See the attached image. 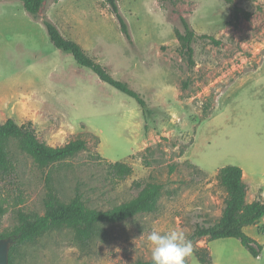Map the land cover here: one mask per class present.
Returning a JSON list of instances; mask_svg holds the SVG:
<instances>
[{
    "label": "rangeland",
    "instance_id": "1",
    "mask_svg": "<svg viewBox=\"0 0 264 264\" xmlns=\"http://www.w3.org/2000/svg\"><path fill=\"white\" fill-rule=\"evenodd\" d=\"M236 4L251 17L241 15L229 25L231 7L222 0H119L135 46L105 0L44 5L42 16L65 37L140 92L144 113L133 98L57 49L43 21L34 20L20 0H0V125L32 122L38 138L52 147L78 138L88 143L76 158L45 169L12 142L16 173L0 177V207L6 210L0 235L17 228L20 210L43 215L50 192L63 202L81 194L88 207L111 210L142 187H161L155 213L103 225L86 245L72 229L52 231L20 248L14 264L151 261L185 243L197 224L219 221L227 198L219 170L256 172L264 158V0ZM181 17L198 36L220 43L196 38L193 68L175 34L183 31ZM117 162L128 164L132 176L117 180L109 169ZM263 226L247 232L259 235ZM186 260L202 264L192 252L173 264Z\"/></svg>",
    "mask_w": 264,
    "mask_h": 264
},
{
    "label": "trees",
    "instance_id": "2",
    "mask_svg": "<svg viewBox=\"0 0 264 264\" xmlns=\"http://www.w3.org/2000/svg\"><path fill=\"white\" fill-rule=\"evenodd\" d=\"M25 11L34 19L43 21L53 45L64 52L73 55L80 67L91 70L102 82L111 85L120 93L133 98L145 113L146 100L140 92L132 89L127 83L115 79L111 73L100 63L92 59L77 41L65 37L57 25L47 16H42V9L49 0H20ZM118 20L120 30L130 45L135 42L129 30L127 20L121 14L119 0H105ZM231 7L232 20L229 25L239 23L241 15L250 19L251 13L244 11L236 4L237 0H222ZM183 31L175 30L179 40L182 54L190 68L195 66L194 42L196 38L210 39L214 44L220 43L211 36L200 35L190 26L187 19L181 17ZM16 142L18 147L33 158L41 168H50L62 164L88 150L86 140L78 138L71 140L61 147H52L38 138L36 128L32 122L19 125L14 119H9L0 125V177L9 178L15 175L16 167L10 154V145ZM110 173L117 180H126L132 176V168L123 162L109 165ZM217 180L225 190L227 198L221 218L216 224H197L195 230L188 235L187 241L181 245H173L163 251L161 255L151 261L138 260L134 264H173L181 260L186 253L192 252L202 264L213 263L211 251L208 246H201L205 240L217 241L222 239H237L254 258H261L263 245L248 236L246 227L258 226L264 219V198L248 202L249 185L243 179V170L238 166H226L219 170ZM135 184L142 187L137 181ZM161 187L147 185L142 187L138 196L111 210H99L88 207L78 194L69 202L61 201L56 193L50 192L44 199L45 213L43 215L29 214L20 210L18 212L19 225L11 234H1L0 239L16 238L10 251V264L15 262V254L23 246L37 243V241L52 231L72 229L76 240L81 245L92 242L102 230L103 225H115L132 219L140 214H151L158 210L157 200ZM6 212L0 207V215ZM264 232V227L262 228ZM189 260L183 264H188Z\"/></svg>",
    "mask_w": 264,
    "mask_h": 264
},
{
    "label": "crops",
    "instance_id": "3",
    "mask_svg": "<svg viewBox=\"0 0 264 264\" xmlns=\"http://www.w3.org/2000/svg\"><path fill=\"white\" fill-rule=\"evenodd\" d=\"M242 170L243 179L249 185L248 202L256 201L260 197L264 198V158L262 168L259 171L249 172V170L244 168ZM261 222L264 225V219ZM249 228L246 227L245 231H249ZM248 236L264 247L263 231H260L259 235H251L248 233ZM232 240L234 239H222L213 242L203 240L200 243L201 246H208L210 248L213 255V263L211 264H264V248L261 258H254L251 254L247 253V250L243 248L241 243L240 246L239 244L230 242Z\"/></svg>",
    "mask_w": 264,
    "mask_h": 264
},
{
    "label": "water",
    "instance_id": "4",
    "mask_svg": "<svg viewBox=\"0 0 264 264\" xmlns=\"http://www.w3.org/2000/svg\"><path fill=\"white\" fill-rule=\"evenodd\" d=\"M15 241L13 237L0 239V264H10V251Z\"/></svg>",
    "mask_w": 264,
    "mask_h": 264
}]
</instances>
